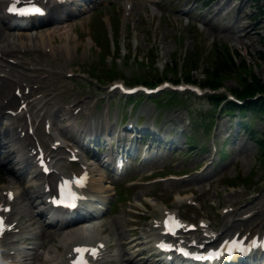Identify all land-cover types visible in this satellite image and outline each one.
Segmentation results:
<instances>
[{
    "label": "rangeland",
    "instance_id": "1",
    "mask_svg": "<svg viewBox=\"0 0 264 264\" xmlns=\"http://www.w3.org/2000/svg\"><path fill=\"white\" fill-rule=\"evenodd\" d=\"M222 1L224 0H214V3L212 2V5H210L211 3L205 4L204 0H197V3H195L196 7L200 6L201 8H198L194 14H185L180 11V6L186 4V0H152L151 2L150 0H131L129 11H126V0H103L97 2L95 10L101 9L102 13L86 14V16L75 20L74 23H70L75 29V32L78 33L79 39L82 40L77 47V52L73 54L70 61L68 59H62V55L53 56L36 50L41 63L47 65V69H44L41 75L47 76L46 71L53 72V76H48V79L43 82L44 84L52 82L55 86V97L50 100L51 104L47 107L48 112L51 113L53 105L57 102L61 103L63 101L65 104H68L72 100H80L87 102L85 109L89 113L91 112L88 115L84 110L79 119L80 123L86 122L88 125L91 119L101 122L105 118L107 119L105 111L108 110V94L104 93L105 91L100 92L96 90L100 86L95 79L92 78L90 79L91 81H83L79 79L81 78L79 73L74 74L73 77L68 76L66 74L68 70H78L80 73L85 72L87 75L91 73L98 79L101 78V82L104 83V89L114 80H123L130 85H134V82H136L134 79L144 75V73L153 77V79L161 76L178 78L179 75H173L171 71H168V66H175V61L181 59L177 68L182 71L184 55L190 53L197 59V53L200 52L203 56L209 57L207 56V52L213 43H215V47L222 43L234 51H239L243 55L237 58V64L241 67L240 69H252V71L256 72L255 74L257 76H260L264 80V0H228V8L227 3L222 4L220 12L215 14ZM154 2L159 3V8L163 11V14L161 11L152 7L151 3ZM229 8H231V14L229 17L224 18L223 16ZM100 13L103 16V23L100 21ZM108 13L112 14L114 21L116 17L120 18V26L112 36H110L111 30L108 23L104 22ZM239 13L243 14L242 21L249 24L247 31L250 32L251 37L246 39L244 33H219L224 26L238 25L235 19ZM187 15H189L191 20L186 24ZM206 22L213 23L218 32L212 33ZM1 23L2 21L0 20ZM91 24H93V28L94 26L97 28V30L94 28V32H92L94 39L91 38L88 28ZM95 31L96 34H94ZM1 32L4 33V29L1 28ZM54 40L57 42L65 41L64 38L59 37L57 34ZM17 41L18 43L15 44L19 48L20 41L18 39ZM88 41L90 44H87ZM113 42L117 46L119 45V49L121 50V57L119 58H117L118 54H114L111 49ZM0 43L4 44L3 42ZM29 49H17L18 51L12 50V52L0 54V62L3 64L17 65L14 66L15 70L13 69V72L9 76L18 78L19 76L17 74L19 72L20 74L25 73L26 76L28 75L27 78L33 75L34 71L26 69L28 66H32L27 61H32L37 56V53L32 52L35 49L34 47ZM29 55L32 57L30 56L29 58ZM149 57L151 60L153 58L155 59V65L153 67L147 66V59ZM8 60L15 62L10 63ZM207 64L202 63L199 70L190 72L192 79L200 81L205 76L204 71L208 68ZM111 68L114 71H107L109 69L111 70ZM189 70L190 68L186 67V71ZM91 71L98 72L100 74H97L99 77ZM0 72L8 74L7 69H3V67L2 69L0 68ZM112 73L116 75L115 78L112 77ZM78 76L79 78L75 79ZM22 82L27 83L26 80ZM245 84L238 78L236 79L235 76H229L225 80V87L227 89L244 87ZM21 85L22 83L19 86ZM14 86H16L15 83L12 81L7 82L5 77L0 76V100L5 93L13 94ZM114 95L112 92L110 95L112 101L111 104L109 103L111 106L112 121L117 117L116 114L119 110L120 112L129 114L130 107L135 105L133 114L135 113V117L138 113L140 114L143 121L142 124H149L153 128L156 125L162 128L164 127L163 124H166L167 128L171 127L172 124L184 125L187 131L186 134L190 138V141H194V143L191 147L187 146L184 136L181 135V149H178L176 154L171 157L172 162L167 168L169 170L172 169L171 171L178 174V179L169 176L161 181L159 179H154L157 182L149 181L148 174L150 169L153 168L148 167L139 170L140 173H143L141 179H147L146 182L138 185V188H133L134 190L131 193L128 191L126 199H122L121 203L114 208V211L107 215V224L104 228H106L105 232L109 233L111 243H116L117 241L116 232L118 231V227H121L127 233L128 237L131 235L132 230L138 232L139 236L146 233H153L154 229H149L148 227H150L149 222L152 221L154 215L159 213L157 205L165 206L168 204L172 207L174 206L175 209L179 210L180 214L192 220L198 216L213 217V225L217 224L218 230L224 229V217L222 216L226 214L224 211L229 208L230 204L235 206L236 203L238 205L246 203L251 198L258 197L264 191V165L262 156L259 153L258 144L254 140L252 133H249L248 130L246 134L242 130L243 134L238 138L237 136H231L229 143L226 144L223 150L225 152L223 154L224 158L221 157L220 160L216 154L215 161L213 162V145L211 142L214 135H216V145H218L220 150L222 142L224 143L226 139L225 136L230 126L229 121H231V118L229 119L228 115L223 113L218 114L219 126L214 129H208L205 133V128H201L199 118L202 115V110L208 109V103L202 98L198 99L195 96H190L185 100L188 107H183L181 104L177 106V103L172 102L171 97L167 98L166 94H159V97L155 100L152 97L146 99L142 97L138 101H128L124 107L120 104L119 109L117 100L113 98ZM17 104L18 101L12 105L7 104V107L14 108ZM3 108L5 107H1L0 110L4 111ZM186 109L193 113H191V124L190 122L188 123ZM215 112L219 113V108H215ZM170 118L172 120H169ZM21 119L17 117L18 122H22L23 120ZM55 119L59 123L62 122L56 117ZM248 120L254 124L253 127L256 131L259 132V130L261 131L264 128V119L256 117L251 112H248L246 115V121ZM232 121H236V118L233 117ZM156 122L157 124L155 125ZM221 137H224V139ZM204 140L205 145L203 144ZM199 144L205 146L203 151H199ZM206 154H211V156L207 158ZM206 161L208 162V166L203 170L202 166ZM166 173L167 171L162 170L155 175ZM11 178H13L14 185L17 187V205L20 208H24L23 204H27L32 209V212L36 214V207H33V203H30L26 198L27 192H24L27 190L26 183L18 178V176L12 174V172L8 173L6 166L0 168V194L2 193L3 184L9 182ZM241 181H245L246 185H241ZM227 183H239V185L237 187H226L223 185ZM34 189V187L29 188V190ZM198 194L199 196H197ZM156 197L159 199H156ZM194 198L198 199L200 204H189V201ZM143 203L148 204L149 207H145ZM14 210L12 217L20 221H25L26 219L31 221L29 217L26 218L16 208ZM136 212L144 214L147 218L146 222L142 223L141 221L137 226L134 225L135 219L133 214ZM249 213L247 212L242 215L246 216ZM149 217H152L151 220L148 219ZM34 219L37 220L36 225L40 230L44 231V234H50L52 231H55L54 228H45L40 216L36 215ZM59 232H61V236H56L49 240L41 235L38 242L44 243V246H40L38 250L37 248L30 249V251L36 253L42 252L44 254L48 250L50 253L56 252V247L60 245V239L63 236V230ZM196 233L201 235L199 231ZM141 238L142 240L146 239ZM111 250H113L111 253L117 252L118 246ZM145 257L147 255H136L137 259H145ZM148 260L150 262L154 261L151 259ZM116 264H122V262L119 261Z\"/></svg>",
    "mask_w": 264,
    "mask_h": 264
},
{
    "label": "bare ground",
    "instance_id": "2",
    "mask_svg": "<svg viewBox=\"0 0 264 264\" xmlns=\"http://www.w3.org/2000/svg\"><path fill=\"white\" fill-rule=\"evenodd\" d=\"M5 2V0H0V5L3 4ZM227 2H224V4H226ZM228 5V4H227ZM222 5H220V7L216 10V13H219L220 8ZM243 20V14L239 13L238 16L235 19V22L238 23V25L236 26H224L221 32L227 33V34H236V33H244L246 39H249L251 37V34L249 31H247V27L249 24L245 23L242 21ZM208 28L210 29V31L212 33L214 32H218L216 26L209 22L207 23ZM11 29L10 26H8L4 31H9ZM16 31H19V33H7V32H1V28H0V38H2L0 40V42H3L4 44H0V52L2 51H9L13 49V43H15L14 41L16 39L18 40H22L24 43L26 44H30L31 46L33 45L34 47L39 46L40 48H46L49 52H53L55 50H59V51H64L67 53V55L71 54L74 48H76V45L78 44L79 40L75 35H73L72 33L74 32L73 29H71V27L67 24H62L60 25V27L58 26L57 28L50 30L47 27H45V29H40V30H33L31 32L27 31V30H23L20 29L18 30L17 28H13ZM11 29V30H13ZM55 34H58L60 37H64L65 41L62 44H55L54 43V37ZM44 43V45L42 46V44ZM19 46H21L22 48L25 47L24 44H20ZM47 46V47H45ZM7 67V66H5ZM47 94V92L45 93V95ZM3 98H7L8 99V103L16 100L17 98H15V96L11 95H5ZM3 102H0V105ZM12 129H7L5 130V132L2 131V133H6L7 135L11 134ZM8 132V133H7ZM1 133V135H2ZM25 143L27 144V142L25 141ZM54 143V142H53ZM19 160H24L22 159L23 154L19 153ZM24 166H26L24 164ZM23 166V167H24ZM28 167V165H27ZM13 167H9V170H12ZM103 175L101 173H99V176H93V178L90 180V182L88 183V190L90 191V194H95L98 197L101 198L102 202H106L109 200V197L111 196V191H112V186L111 184H106L104 183L103 180ZM6 186H11V183H9ZM7 188V187H4ZM87 191V190H86ZM88 192V191H87ZM91 196V195H90ZM0 199L2 200V195L0 196ZM249 202H247V204L245 205H239L237 207H234L233 209H231L229 211L228 214V220L225 222V229H223L222 231H220V234L223 237H226L229 235V232L233 231V230H240V228L244 227L245 229H249L250 227L252 228L251 232H257L261 229H263L264 226V191L261 193V195L259 197H255L253 198V200H251L250 204H248ZM23 212L26 213V215H29L31 217V219L34 218V216L31 213V210L27 207L24 210H22ZM164 211V210H163ZM247 211H252V213L247 216V217H240L238 218L237 216H240V214L247 212ZM166 212V211H165ZM164 212V213H165ZM37 220H32V222L23 224V223H18L17 225H19V231L15 234L17 237L16 239H10L8 240L6 243H13L15 248L16 245L18 244V240L22 239L23 237L29 236V235H39V231H37V227L33 226L34 223ZM64 227H67V225H65ZM88 233L87 229L83 228L82 226H73L72 229H68L66 236L63 237V243H62V247H67L71 242L76 241V240H83L85 238V235ZM95 234H98V231L94 232ZM56 235L55 232H52L51 234H45L47 237H50V239L53 237V235ZM94 234V235H95ZM118 237H122L124 238V240L120 241V247L123 248L124 252L122 254V260L126 262V264H149L147 260H143L140 262V260H136L135 257L130 254L128 255V249L130 247L135 246L136 248L141 249V245L143 243V241L138 237V236H127V233L121 228L118 227V231H117ZM159 234V231H158ZM242 234H246L245 230L244 232H242ZM99 240H103V239H99ZM156 241V240H154ZM5 243V244H6ZM74 244H76V242H74ZM73 244V245H74ZM70 246V250L72 249V246ZM108 246V245H107ZM106 246V248H107ZM105 248V247H104ZM103 248V249H104ZM19 249H15V252H17ZM69 251L65 252L64 256L65 259H67L68 257V253ZM49 253V256H46L45 254H36V256H33L31 258L33 259V263L32 264H63L60 259H59V255H54L53 253ZM28 256L32 255L30 252L27 253ZM24 256H17V254L15 255L16 261H19L22 263ZM27 259V258H26ZM116 258H111L109 261L110 262H116Z\"/></svg>",
    "mask_w": 264,
    "mask_h": 264
},
{
    "label": "trees",
    "instance_id": "3",
    "mask_svg": "<svg viewBox=\"0 0 264 264\" xmlns=\"http://www.w3.org/2000/svg\"><path fill=\"white\" fill-rule=\"evenodd\" d=\"M217 59L214 61V66L213 68L214 73H215V79H219V81H221V79L228 77L229 75H231L235 69V61L232 58V55L227 54V55H223L221 54V52L217 53ZM190 62V61H189ZM191 62H195V60H191ZM245 72V70H243ZM239 76L241 77V73L238 71ZM244 74V73H243ZM245 76V75H244ZM247 80L246 77L243 79V81ZM256 84V86L251 87L253 85H249L250 83H248V85H246V92L249 93H253L257 90H261L264 92V83H261L260 79H256V81H253V84ZM239 93V92H238ZM240 94V93H239Z\"/></svg>",
    "mask_w": 264,
    "mask_h": 264
},
{
    "label": "snow or ice",
    "instance_id": "4",
    "mask_svg": "<svg viewBox=\"0 0 264 264\" xmlns=\"http://www.w3.org/2000/svg\"><path fill=\"white\" fill-rule=\"evenodd\" d=\"M10 10L18 12V13H23V14H27V13H38L40 11H42L41 8H39L38 6H36L35 4H31L30 6L26 7V8H18L15 5L11 6ZM9 195H11L9 193ZM165 247H170L169 245H164ZM77 252H83L84 249L83 248H77L76 249ZM212 258V257H209ZM79 264H87L86 261L83 260V257L81 256Z\"/></svg>",
    "mask_w": 264,
    "mask_h": 264
}]
</instances>
